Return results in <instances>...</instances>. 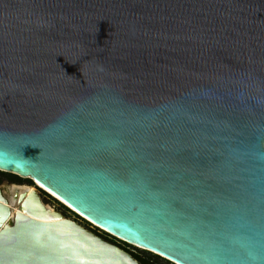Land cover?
Returning <instances> with one entry per match:
<instances>
[{"label": "water", "instance_id": "water-1", "mask_svg": "<svg viewBox=\"0 0 264 264\" xmlns=\"http://www.w3.org/2000/svg\"><path fill=\"white\" fill-rule=\"evenodd\" d=\"M0 172L172 264H264V0H0ZM17 207L0 264H140Z\"/></svg>", "mask_w": 264, "mask_h": 264}, {"label": "rangeland", "instance_id": "rangeland-1", "mask_svg": "<svg viewBox=\"0 0 264 264\" xmlns=\"http://www.w3.org/2000/svg\"><path fill=\"white\" fill-rule=\"evenodd\" d=\"M15 182L16 184H21L22 186H33V183L29 180L26 179H20L16 176L10 175V174H5L0 172V190L2 191L3 196L7 199L10 200L11 197V188L9 185L10 180ZM37 194L41 198V201L43 202L44 205L46 206H51L56 212H58L61 216H63L65 219L73 221L86 230L90 231L91 233L95 234L96 236L111 242L112 244L118 246L119 248L123 249L126 252H129L132 255H135L144 261H149L150 263H155V264H172L170 262H167L166 260L157 257L153 254H150L148 252L139 250L137 248H134L132 246H129L119 240H116L115 238L107 235L106 233L102 232L101 230L97 229L95 226L87 223L86 221L82 220L80 217L75 215L73 212L62 206L60 203L46 195L45 193L41 191H37Z\"/></svg>", "mask_w": 264, "mask_h": 264}, {"label": "bare ground", "instance_id": "bare-ground-1", "mask_svg": "<svg viewBox=\"0 0 264 264\" xmlns=\"http://www.w3.org/2000/svg\"><path fill=\"white\" fill-rule=\"evenodd\" d=\"M24 179H27V178H24ZM37 191H45L46 192L45 194L48 195L49 197H51L52 199H53V197H55L54 195H52L51 193H49L48 191L43 189L38 184H33V186H11L12 194H11L10 200L7 201L5 198H3L5 200V203L11 208V212H10L11 216H14L18 212L17 199L20 195H24L26 197L27 195H30L31 193H34V192L37 193ZM55 198H57V197H55ZM55 201H57V200H55ZM45 207L49 211L55 212V210L51 206L45 205ZM62 218H64V217L62 216Z\"/></svg>", "mask_w": 264, "mask_h": 264}, {"label": "trees", "instance_id": "trees-1", "mask_svg": "<svg viewBox=\"0 0 264 264\" xmlns=\"http://www.w3.org/2000/svg\"><path fill=\"white\" fill-rule=\"evenodd\" d=\"M111 243V242H110ZM129 253V252H127ZM130 254V253H129ZM135 260H137L140 264H155V263H150L149 261H144L143 259L135 256V255H132L130 254Z\"/></svg>", "mask_w": 264, "mask_h": 264}, {"label": "flooded vegetation", "instance_id": "flooded-vegetation-1", "mask_svg": "<svg viewBox=\"0 0 264 264\" xmlns=\"http://www.w3.org/2000/svg\"><path fill=\"white\" fill-rule=\"evenodd\" d=\"M8 181H9L10 188H11V186H22L21 184H16L15 182L11 181V179L8 180ZM0 195H1V197L3 196L1 190H0ZM3 198H5V197L3 196ZM5 199H6V198H5ZM6 200H7V199H6ZM7 201H9V200H7Z\"/></svg>", "mask_w": 264, "mask_h": 264}]
</instances>
